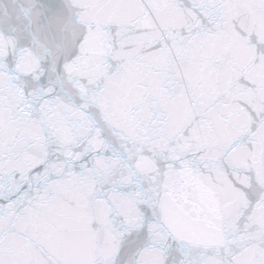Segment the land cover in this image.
<instances>
[{"label":"snow or ice","instance_id":"obj_1","mask_svg":"<svg viewBox=\"0 0 264 264\" xmlns=\"http://www.w3.org/2000/svg\"><path fill=\"white\" fill-rule=\"evenodd\" d=\"M0 264H264V0H0Z\"/></svg>","mask_w":264,"mask_h":264}]
</instances>
